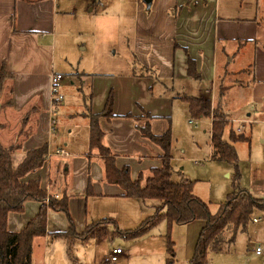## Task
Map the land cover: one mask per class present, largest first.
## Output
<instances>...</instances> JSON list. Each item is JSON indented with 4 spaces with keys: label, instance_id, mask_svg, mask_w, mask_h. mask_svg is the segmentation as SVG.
Returning a JSON list of instances; mask_svg holds the SVG:
<instances>
[{
    "label": "rangeland",
    "instance_id": "obj_1",
    "mask_svg": "<svg viewBox=\"0 0 264 264\" xmlns=\"http://www.w3.org/2000/svg\"><path fill=\"white\" fill-rule=\"evenodd\" d=\"M237 1L239 0H232L231 4L233 2L236 4ZM255 1L242 0L243 8L251 12V6H254ZM258 1L264 6V0ZM56 2L57 13L52 37L48 36L41 40L43 43L49 42L50 38L54 41L47 57V69L51 71V74L61 73L62 75V79L57 82V90L62 98L54 106L52 115L56 127L53 140L56 139L61 144L66 140L70 141L72 137L83 140L85 128L82 125L84 121L81 115L88 112L86 106H100L108 89L113 91L112 98L115 96V111H122L130 106L129 109L136 113L137 110L133 109L136 104H140L153 114L166 111L170 119L172 136L171 179L179 181L187 178L193 181L194 194L208 202L210 211L214 213L219 203L224 202L227 194L233 190L234 167L226 161L212 159L210 156L209 120L211 117H190L185 101L178 98L170 101L161 88L153 83V78L150 82L149 77L133 74L135 71H144L135 61L137 58L133 49L134 1L56 0ZM228 69L233 72L224 74L221 71L215 85L218 92V87H222L227 89L226 93H229L226 111L233 114H230V118L228 117L230 125L224 128L223 137L226 140H229L230 128L236 130L238 125L242 124L238 120L233 121V116L245 113L244 106L251 103L247 95L240 91L245 90L251 68L247 64L242 65L241 68L234 63L230 64ZM151 85L152 88H149ZM194 86H198L201 97L213 99L214 88L212 92V86L209 83L198 81L194 83ZM206 87L209 90H206ZM5 98H7L6 95L0 99L3 107H5L3 102ZM71 114L76 117L73 119ZM22 115L18 118L25 117V114ZM251 117L255 118L251 121V125L243 121L244 128L241 129L249 135V140L235 142L234 148L239 172L238 185L240 188L253 192L251 179L255 178L256 174L259 177L264 174V113L252 112ZM3 119L8 121L6 124L9 123L10 128L18 130L20 123L12 114ZM239 119L246 118L243 116ZM154 120V124H159L161 129L162 123L165 127L169 125V120ZM190 120L196 121V125L191 124ZM119 122L121 120L114 123ZM145 122L146 119H143V124ZM6 137H3L4 141ZM70 146L73 147V144ZM73 149L81 151L78 143ZM133 151L131 146L127 147L124 152L125 156H123L130 165V176L134 174L138 165ZM21 159L13 155V165L16 166ZM56 163V161L49 162L50 171ZM89 171L90 175L95 174L97 167L91 165ZM73 172L74 166H70L69 174L65 175L69 192L81 182V179ZM51 181L49 180L50 192ZM69 192L67 196L70 215L85 213L86 222L109 217L116 220L121 230L138 225L143 218L154 213L153 206L158 204V201L154 199L142 201L133 197L125 199L88 195L85 200H82L79 196L74 197V194ZM131 204H138V207ZM126 207L131 213L129 217L125 210ZM253 215L258 221H250L246 229L238 230L233 243L228 246L229 249L209 252L208 264H264V211L255 209ZM71 217L76 230H81L84 227V221L77 226V217L75 219L72 215ZM46 227L49 231L65 230L68 227L66 214L55 211L47 213ZM169 230V236L174 242L176 264H186L192 256L193 236L196 237L193 227L173 223ZM108 232L111 238H92L87 243L76 241L73 246L75 262L77 264H107L109 252L112 248L119 247L122 253L119 254L116 264H166L168 226L164 219L151 227L144 235L132 240L115 235L113 225L108 226ZM256 247H259L260 252L256 253ZM31 264L73 263L66 255L64 240L56 238L49 240L48 246L44 248L35 241L33 242Z\"/></svg>",
    "mask_w": 264,
    "mask_h": 264
},
{
    "label": "crops",
    "instance_id": "obj_2",
    "mask_svg": "<svg viewBox=\"0 0 264 264\" xmlns=\"http://www.w3.org/2000/svg\"><path fill=\"white\" fill-rule=\"evenodd\" d=\"M133 1L135 4L132 21L133 49L137 58L135 61L144 69L143 72H133L134 75L149 77L150 82L153 78V83L161 88L170 101L174 98L180 99L182 95L202 96L198 86H194V83L198 81L209 83L212 86V92L214 88L213 99L210 100L212 104H216L218 91L215 85L220 72L224 74L233 72L228 69L230 64L237 63L241 68L242 65L247 64L251 72L245 90L240 91L247 95L251 103L244 106L245 113L234 115L233 121L244 116L246 124L251 125V121L255 120V118H250L252 112L264 113V6L260 5L258 0L255 1L254 6H251V12L243 8L242 0L237 1L236 4L234 2L231 4L232 0H151L149 6L141 0ZM56 8V0H0V67L4 63L6 70L10 73V76L4 80L0 94V99L5 95L7 97L3 101L4 104L7 102L5 107L1 105L0 108V144L18 145L13 153L17 158H22L26 151L43 144H46V153L48 151L53 153L60 148L67 151V156L52 155L46 158L41 168L27 176L28 178L38 176L42 187L45 189L48 187V194L54 190L53 193L57 197L67 196L69 190L66 187L65 175L69 174L70 166H74L73 174L81 179L80 184L69 192L74 194V197L79 196L82 200H85L88 195L131 199V197L121 195L122 190L118 185L105 180L104 161L98 149L89 145L87 116L81 115L84 121L82 125L85 128L83 140L72 137L70 141L66 140L63 144L56 139L53 140L56 127L52 116L54 108L51 107L49 101L51 71L47 69V57L54 41L50 38L49 42L43 43L41 40L48 36L52 37ZM188 58L193 60L200 78L195 79L188 74ZM149 88H152V85ZM206 88L209 90L208 87ZM226 90L220 97L225 111L228 107L226 101L229 98ZM112 92L110 89L107 90L100 106H86V109L91 113L100 112L104 108L108 94ZM41 93L43 94L40 97ZM114 98L111 116L98 119L102 131L101 143L114 156L116 166L118 168L127 167L129 174L130 165L123 156H125V148L131 146L138 165L130 177L134 180L140 174L143 185L145 179L151 175V169L162 165V150L149 139L142 137L138 127L144 125L143 119H146L150 122L151 131L154 134H160L166 128L165 124H161V129L159 124H154V119L169 120V124L170 119L166 111L153 114L140 104H136L137 106L133 108L137 110L136 113L129 109L130 106L122 111H115ZM57 104L58 102L55 106ZM9 114L16 117L20 123L19 126L16 125L18 130L10 128L9 123L6 124L8 121L3 119ZM22 114H25V117H22ZM148 114L150 119L147 118ZM226 114L230 118V114L233 113L226 111ZM20 115L22 116L18 118ZM71 115L73 119L76 117L74 114ZM119 120L121 122L114 123ZM189 122L196 125V121L190 120ZM209 123L211 125V119ZM242 125L244 128V122ZM5 136H7L6 141L3 140ZM77 143L81 151L73 149V147L76 148ZM71 144L73 147L70 146ZM82 148H84L83 152ZM50 161L57 162L51 171L48 166ZM91 165L97 167V172L92 175L89 171ZM258 177L259 175L256 174L255 178L251 179L254 191L246 190L262 198L264 197V174ZM49 180H52L51 192ZM67 200L69 202L68 198ZM131 205L138 207V204ZM38 209V202L27 201L22 212L8 214L7 229L9 231L21 230L27 221L36 215ZM125 210L129 217L131 214L129 209L126 207ZM49 212H54V210L47 208L46 224ZM79 213L71 215L75 219ZM94 220L97 219L86 222L85 213L80 214L77 217V226L84 221L85 227ZM256 221L258 219L253 215L252 222ZM186 225L192 226L196 234V237L193 236L192 247L194 249L204 221L197 219ZM83 228L77 231L80 232ZM55 231L64 230L49 231L46 227V234L35 237L32 246L35 241L43 248L47 247L49 240H53L49 234Z\"/></svg>",
    "mask_w": 264,
    "mask_h": 264
},
{
    "label": "trees",
    "instance_id": "obj_3",
    "mask_svg": "<svg viewBox=\"0 0 264 264\" xmlns=\"http://www.w3.org/2000/svg\"><path fill=\"white\" fill-rule=\"evenodd\" d=\"M187 72L195 79L200 78V74L190 58H188ZM9 76L10 73L2 63L0 94L4 80ZM224 90L222 87L219 88L216 104H212L210 99L201 96H180V99L187 103L190 117H211L209 129L211 158L226 161L234 167L233 190L227 194L224 202L219 203L214 213L210 211L208 202L193 193V181L185 178L179 181L171 179L172 136L170 124L160 134H154L151 131L149 120L138 127L142 137L149 139L162 150V165L151 169V175L145 179L143 185L140 174L133 180L127 167L118 168L116 166L114 156L101 143L102 131L98 124L99 117L111 116L113 104L111 93L107 96L103 110L98 113L88 111L85 114L89 120V145L98 149L104 161L105 180L118 185L122 190V196L136 197L142 201L149 199L158 201V204L153 206L154 213L144 218L133 228L121 230L114 219L104 217L86 224L83 230L78 232L68 212V197L65 195L59 198L54 197L55 194H48L47 190L42 187L38 176L27 177L43 166L46 159V144L26 151L16 166L13 165L12 158L18 145L0 144V264H31L32 241L35 237L46 234L47 208L66 214L67 229L51 232L49 235L52 239L64 240L66 255L73 264H77L73 254V246L76 241L87 243L92 238H111L112 236L108 232L109 225H113L115 235L132 240L144 235L162 219L168 226L166 264H176L174 242L169 236V229L173 223L186 224L197 219L204 221L197 236L192 256L186 264H208L207 255L209 252L229 249L228 246L233 243L236 232L246 229L248 223L252 221L255 209L264 211V197H256L238 185L239 172L234 143L248 141L249 135L230 128L229 140L223 137L224 128L229 125V116L220 101ZM126 116H130V114H126ZM147 118L150 119L149 114ZM27 201L38 202V212L27 221L21 230L9 231L7 229L8 214L22 212Z\"/></svg>",
    "mask_w": 264,
    "mask_h": 264
},
{
    "label": "built area",
    "instance_id": "obj_4",
    "mask_svg": "<svg viewBox=\"0 0 264 264\" xmlns=\"http://www.w3.org/2000/svg\"><path fill=\"white\" fill-rule=\"evenodd\" d=\"M62 78V75L60 73H53L50 75V85H49V101H50V105L52 108H54L56 102H58L59 100H61L62 96L61 94L58 93L57 90V82ZM238 121L241 123L245 120L242 119H238ZM53 123V122H51ZM243 128L242 124H239L237 129L238 131H240ZM52 155H57V156H67L68 153L67 151H65L64 149H56L53 153L48 151L46 153V158L51 157ZM47 192L48 191V187L46 188ZM48 195V194H47ZM54 197H57V195H54ZM48 199V196H47ZM122 249L119 247L116 248H112V250L109 252L108 258H107V264H116V261L118 259L119 254H121ZM256 252H260L259 247H256Z\"/></svg>",
    "mask_w": 264,
    "mask_h": 264
},
{
    "label": "water",
    "instance_id": "obj_5",
    "mask_svg": "<svg viewBox=\"0 0 264 264\" xmlns=\"http://www.w3.org/2000/svg\"><path fill=\"white\" fill-rule=\"evenodd\" d=\"M142 1L145 2L147 6H149L151 3V0H142Z\"/></svg>",
    "mask_w": 264,
    "mask_h": 264
}]
</instances>
